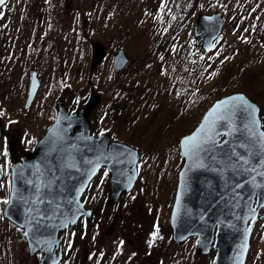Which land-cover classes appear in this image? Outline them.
Masks as SVG:
<instances>
[{
    "label": "rangeland",
    "instance_id": "374dc122",
    "mask_svg": "<svg viewBox=\"0 0 264 264\" xmlns=\"http://www.w3.org/2000/svg\"><path fill=\"white\" fill-rule=\"evenodd\" d=\"M101 1L11 0L12 13L9 14L13 15L11 24L14 27H7L9 17H5L4 24L0 19L1 35L5 36V43L0 44V69L1 66L6 68V73L0 70V118L9 140H23L24 134L28 137L39 136L55 117L58 97L64 98L67 109L82 111L91 95L98 94L100 103L89 115L93 132L106 133L112 140L116 138L128 142L140 153L138 164H141V171L137 183L132 192L119 203H108L110 189L106 186L107 177L104 171L100 172L94 182L93 194L87 199L90 202L85 204L92 209V219L87 221L83 217L81 224L76 226V223L75 228L69 231L65 238L64 256L59 264H110L109 259L116 251L133 252L138 249L143 264H177V261L180 264L181 259L187 261L188 257L189 264H214V249L208 254H197L198 241L192 237L183 245H177L170 225L178 175L184 164L180 139L197 127L215 100L225 96L214 98L212 95L206 99L194 118L180 117L195 87L210 88L220 78L214 68L196 84L189 81V64L181 69L175 67L185 55L189 60V37H194L196 44L195 26L200 13L196 14L190 30L189 20L182 27L183 36L178 43L175 44L171 39L170 32L174 29L169 28L164 37L166 41L163 43L159 40L155 44L147 40L148 34L142 30L144 26L135 32L138 22L132 17L130 26L133 29L129 30L127 26L122 29L127 20L125 15L120 17L121 24L114 19L117 30L111 29L110 22L115 9L110 8L111 4H104L106 0ZM151 2L141 16L143 25L153 15L155 6ZM216 12L219 11L205 14ZM152 23L161 29L166 28L161 24L162 19L155 15ZM22 26L26 28L23 40L39 46V50L46 56L42 64V59H37L39 51L28 49L34 57L29 67L39 71L43 82L41 92L48 97L47 115H39L37 112L30 115L26 111V85L23 87L24 82L18 76L16 80L13 77L11 80L8 73L13 71L15 65L21 68L24 62L22 50L25 49L19 46L13 56L8 48L13 41V33ZM224 29L225 20L223 39ZM8 30H11L10 33ZM140 31L143 36L139 38ZM222 42L216 50L220 49ZM195 47L197 54H202L204 50L201 45ZM120 49L126 51L130 64L123 72L115 73L113 54ZM140 73L148 79L145 91L139 89L142 84L136 75ZM179 74L180 78H177ZM195 76L197 78L200 73H196L194 79ZM124 82L129 83L136 93L132 94L126 86L129 84ZM260 116L264 129V116L261 112ZM20 145L13 143L10 148ZM5 183L6 180L0 184L1 264L6 260L11 261L10 264H39L43 255H29L24 234L19 233L3 214L7 204L4 201H7L9 193ZM119 206L124 208L120 211ZM263 225L264 208L254 225L246 264H264ZM192 252L196 256H192ZM132 261L119 258L116 262L132 264Z\"/></svg>",
    "mask_w": 264,
    "mask_h": 264
},
{
    "label": "water",
    "instance_id": "95a60500",
    "mask_svg": "<svg viewBox=\"0 0 264 264\" xmlns=\"http://www.w3.org/2000/svg\"><path fill=\"white\" fill-rule=\"evenodd\" d=\"M6 2L4 0L0 7ZM224 20L222 12L200 13L195 26L196 45H201L207 53L215 51L223 40ZM129 63L130 57L120 49L113 59L114 72H122ZM38 86L39 79L35 75L27 106ZM238 97L255 106L253 131L257 136L264 133L260 106L244 92H234L215 100L197 127L183 135L179 143L184 164L178 175L170 216L173 240L180 246L190 237H197V254H208L214 249V264H246L254 225L264 208L261 206L264 177L255 172H237L235 167L229 166V156L232 161L236 159L231 155L232 148L240 155L246 151L264 155L259 144L252 147L256 137L248 139L249 133L244 128L248 121L239 112L228 114L226 123L219 120L227 109L242 103ZM99 103L100 95L92 94L82 113H70L60 100L56 120L35 150L12 167V187L3 214L24 228L31 256L43 251L41 264H58L62 259L60 233L80 217L87 221L92 219V209L87 208L81 198L101 167L106 166L111 174L108 199L113 204L122 193L131 191L138 179V149L121 141L111 142L106 133L90 134L88 116ZM2 131L0 120V138ZM225 132L231 134L225 135ZM205 135L214 142L207 145L211 152L201 153L200 162L194 163L191 155H185L191 146L183 142L192 137L198 141ZM224 141L230 143L224 144ZM241 143L248 147H239ZM102 155L108 159H100ZM98 160L99 167L93 172V164L88 161ZM256 168L264 170L259 165ZM253 176L255 184L259 185L256 188L248 183ZM237 184L244 186L238 188ZM250 209H255V213Z\"/></svg>",
    "mask_w": 264,
    "mask_h": 264
},
{
    "label": "trees",
    "instance_id": "16d2710c",
    "mask_svg": "<svg viewBox=\"0 0 264 264\" xmlns=\"http://www.w3.org/2000/svg\"><path fill=\"white\" fill-rule=\"evenodd\" d=\"M149 1H152L151 3H154L155 7L153 15L148 18L146 25H143L141 16ZM116 2H118V0L104 1V4H111L110 8L113 10L115 9L113 14L115 17L112 16L110 22L111 29H114V31L117 30L115 28L117 24H114V19L120 23L122 20L120 17L124 15L127 20L122 25V29L125 26H127L129 30L133 29L130 26L132 17L135 22H138V27L135 32H138L141 26H144L142 30L146 31L148 34L149 39L147 40L153 41L155 44L159 40L163 43L166 41L164 37L169 28L174 29L170 32L172 36L171 39L175 44L178 43L183 36L182 27L189 20L190 30L191 25L195 23L197 13L213 12L215 10L222 12L225 18V29L224 39L220 45V49L210 53L203 51L202 54L198 55L195 47V39H193L194 37H189V60H187V55H185L183 58H180L178 64L175 65V67L181 69V67L188 66L189 64V81H193L196 84L201 82L202 76L205 73L214 68L217 69L218 75L220 76L218 80L219 83L216 82L210 88H194L189 98V103L186 104L185 110L180 114V117L189 116V118H194V116L198 114V110L203 106L205 100L212 95L216 98L217 96L242 91L260 105L261 113L264 116V0H119L117 7L115 6ZM112 4L114 7H112ZM9 13H12V9L6 12V17L10 18V23H8L7 27L12 25L11 21L13 20V15ZM136 14H139V16L135 17ZM154 15L158 19H162L161 24H164L166 28L161 29L160 26H154L152 23ZM127 23L129 25H127ZM138 35L139 38L143 36L141 31ZM4 43L5 38L2 39L0 37V44ZM152 47L153 46L150 48ZM155 48H157V46H155ZM129 64L126 68L129 67ZM196 73H200V76L197 78L195 76V81L194 75ZM141 75L142 73L136 75V78L139 81L141 80L140 83L142 86L139 88L140 91H145L148 86L146 85L148 84V79L143 78L144 75ZM177 78H180V74ZM124 84L129 83L124 82ZM126 86L132 94L136 93V91L132 90L130 84ZM201 90H203V92H200ZM149 98L151 99V94ZM140 106L138 105V107ZM202 111H204V109L201 110V112ZM260 217H262V215ZM262 229L264 231V225ZM1 245L4 247L3 244ZM1 251L2 250H0V264L1 257L3 256L1 255ZM124 251L125 250H121L120 252L116 251L109 259L110 264H118L116 262L119 259L117 258L118 255L123 256L128 253ZM192 256H196V254L192 252ZM10 263L11 261L9 262V260L2 261V264ZM179 263L189 264V257L187 261L181 259ZM90 264H96V262ZM125 264H127V262H125Z\"/></svg>",
    "mask_w": 264,
    "mask_h": 264
},
{
    "label": "flooded vegetation",
    "instance_id": "af4514ba",
    "mask_svg": "<svg viewBox=\"0 0 264 264\" xmlns=\"http://www.w3.org/2000/svg\"><path fill=\"white\" fill-rule=\"evenodd\" d=\"M10 4H11V0H7V2L2 7H0V19L3 22V24L5 22L6 12H7L8 8L10 7ZM13 27L14 26L11 25L9 28H13ZM25 30H26V28L23 27V26L20 27V28H17L16 32H14L13 36H12L13 41L11 42V45L8 46V48L11 50L13 56L15 55V53L17 51V48L19 46H21L22 49H25V51L22 50V52H23V56L22 57H24L23 65H22L21 68H19L20 67L19 65H15L14 68H13V71L8 72V73H9V75H11V80H12V77L14 78V80H16V77L18 76L24 82V86L23 87H25V85H26V91H27L28 97H26L25 106L28 103V99H29V95H30V89H31V84H32V79H33V77H35V75L37 76V78L39 79L38 89H37V91L35 93L34 98L30 102V104L27 107H25V109H26L27 112H29L30 115H32L35 112H37L39 115H47L48 114V105H49L48 97L44 96V93L41 92L43 90V82H42V78L39 75V71L36 68L29 67V65H30L29 63L32 64L34 57L32 56V52L28 51V49L31 50V51H32V49H34V52L35 51H39L38 54H37V59H39V60L42 59L40 61V63H42V64L44 63V60H45L46 56H45V53H43V51L41 52L39 50V46H34L29 41H24L23 40ZM10 31L11 30H8L9 33H10ZM0 37L2 39L5 38V36L1 35V31H0ZM35 44H37V43H35ZM113 56H115V54H113ZM112 66H113V64H112ZM5 69L6 68H2V66H1L0 70L2 71V73L3 72L6 73V71H4ZM60 100H62L65 103L64 98H62V97H58L57 98L56 103H55V110H56L55 111L56 112L55 117L49 123L47 128L42 130V132H41V134L39 136H32L31 135L30 137H28L27 134H24L23 135V137H24L23 140L21 139L20 141H18V140L17 141H11L12 139L9 140V138L5 135L4 124L2 123V120L0 118L1 123H2V128H3L2 135H1V138H0V153H1V156H2L1 159H0V171L2 173V178L0 180V184H2L6 180V183H5L6 187L5 188H6V190L8 189V192H9L8 196H7V202L9 200V195H10V191H11V187H12V167L14 165H18L19 163H21L23 161V158L26 155H29L30 153H32L35 150L37 144L45 136V134L47 133L48 129L51 127V125L56 120V117H57V114H58V103H59ZM65 105H66V103H65ZM68 110H69L70 113H74V112L82 113V111H71L69 108H68ZM88 118L90 120L89 116H88ZM77 131H80V129L77 128ZM90 134L93 135V136L101 135V133L100 134H95L93 132L91 120H90ZM110 140H111V142L112 141H118V139H116V138H115V140H112V139H110ZM121 142H123V141H121ZM13 143H16V145H17V143H19L21 145H20V147L17 146L16 148H14V147L10 148V145L13 144ZM127 144H129V143L127 142ZM129 145H131V144H129ZM140 165L141 164L139 163L138 164V167H139L138 168V177H139V174H140V171H141ZM101 171H104L105 174H106V177H107L106 178V186H108L109 189L111 188V184H110L111 174H110V171L108 170V168L106 166H103L96 173V175L93 177V179L90 181L88 187L86 188V190H85V192H84V194H83V196L81 198L82 201H84V204L90 202L87 199L92 196L91 193H92V190L94 189L93 186H94L95 179L100 175ZM136 183H137V181H136ZM132 190L129 191L128 193H122L120 195V197H119L117 202L119 203L120 201H122L126 195H128L130 192H132ZM109 192H110V190H109ZM108 203L112 205V203L109 201V199H108ZM87 208H90V207L88 206ZM123 208H124V206L123 207L119 206L120 211ZM118 213H121V212H118ZM7 221H9V220L7 219ZM82 221H83V217H80L78 219V221L76 222L77 224L75 223L76 226L80 225ZM9 222L14 226V228L19 233H21V234L23 233L24 237H25L24 228L14 224L11 221H9ZM74 225H72L73 227L70 226L67 230H65V231L60 233V249H61V252H62V258L64 256L63 249H64V245H65V238L68 235L69 231L72 228H75ZM127 228H125V229H127ZM192 238H196V240H197V237H192ZM26 242H27V240H26ZM27 245H28V243H27ZM28 252H29V250H28ZM130 253H133V255L127 253V254H124L123 256L122 255L121 256L118 255L117 258L126 259V260H128V262H129V260L133 259L132 264H143L144 263L141 260L142 254L140 253L139 249L137 251H133V252L131 251ZM35 254H42L43 255V251L39 250ZM35 254L33 256H35ZM29 255H30V253H29ZM42 258H43V256H42ZM39 264H41V261L39 262Z\"/></svg>",
    "mask_w": 264,
    "mask_h": 264
},
{
    "label": "snow or ice",
    "instance_id": "6c2138e0",
    "mask_svg": "<svg viewBox=\"0 0 264 264\" xmlns=\"http://www.w3.org/2000/svg\"><path fill=\"white\" fill-rule=\"evenodd\" d=\"M4 3V0H0V4ZM242 103L239 105H234L231 108L227 109L225 114H222L219 117V120L227 122L229 115L231 113L239 112L240 115H242L248 123L244 125L245 131L249 133V140H252L253 137H256L255 141L252 144V147H256L257 144L260 146V150L264 152V133L257 134L253 131V127L256 124V121L254 119V113L256 111L255 106L247 104V102L244 101L243 97H238ZM220 133H217L219 135ZM225 135H229L231 133L225 132ZM103 135V133H101ZM195 141V143H194ZM186 146L190 145L191 147L185 151V155H191V157L194 158V163H199L201 160V153H210L211 149L207 147L210 143H214L210 136L205 135L204 138L197 141L196 137L187 138L183 142ZM229 141H224V144H229ZM239 147L247 148L246 143H241ZM231 155H234L236 157L235 161L231 160V156H229V166L235 167L237 172L241 173H251L255 172L257 175H260L264 177V170L257 171L256 165H259L261 169H264V155H257L254 152L246 151L243 155L237 154L235 152V148H232ZM247 157V158H246ZM214 158V156L212 157ZM255 158V159H253ZM100 159H108V157L101 156ZM89 164H93L92 171L94 172L98 167L100 161H96L95 163L93 161H88ZM250 187L256 188L259 185L255 184V176H253L252 181L248 182ZM243 184H237L236 187H243ZM4 203H8L7 201H4ZM261 206L264 207V202L261 203ZM252 213H255V209H250ZM66 226V225H65ZM27 235V233H25Z\"/></svg>",
    "mask_w": 264,
    "mask_h": 264
}]
</instances>
